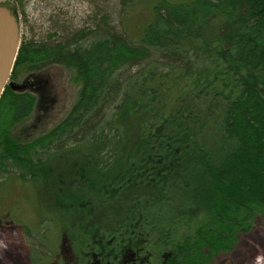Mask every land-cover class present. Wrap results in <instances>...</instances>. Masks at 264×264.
<instances>
[{"label":"trees","instance_id":"16d2710c","mask_svg":"<svg viewBox=\"0 0 264 264\" xmlns=\"http://www.w3.org/2000/svg\"><path fill=\"white\" fill-rule=\"evenodd\" d=\"M120 4L149 11L133 33L63 25L21 42L10 78L33 74L0 97V186H28L42 246L56 231L48 264H211L264 217V0ZM56 65L75 100L23 127L54 102Z\"/></svg>","mask_w":264,"mask_h":264},{"label":"rangeland","instance_id":"374dc122","mask_svg":"<svg viewBox=\"0 0 264 264\" xmlns=\"http://www.w3.org/2000/svg\"><path fill=\"white\" fill-rule=\"evenodd\" d=\"M120 3L121 0H9L8 5L19 20L21 45L24 40H41L58 32L63 25L73 31L106 22L122 32L133 33L135 24L145 19L149 11L142 6L124 7ZM43 72L49 79L48 95L54 102L47 112L33 111L23 127L41 130L51 127L65 116L76 98L79 81L74 78L71 67L56 65ZM15 73L14 78H10L14 84H21L33 74L24 67H19ZM37 114L41 116L39 119ZM31 195L28 186L24 188L17 183L7 188L0 186V264H41L43 259L42 264H48L53 260L52 256L45 257L44 254L48 247L54 249L57 246L56 231L50 230L46 235L47 242L42 241L46 248L28 231V223L31 224L29 227L37 223L40 208L37 203L30 202ZM33 249L41 255L32 252ZM37 256L38 259L33 261ZM55 256L53 262L59 264V253ZM211 264H264V217L256 218L251 229L240 234L233 247L219 253Z\"/></svg>","mask_w":264,"mask_h":264},{"label":"water","instance_id":"95a60500","mask_svg":"<svg viewBox=\"0 0 264 264\" xmlns=\"http://www.w3.org/2000/svg\"><path fill=\"white\" fill-rule=\"evenodd\" d=\"M8 2L0 0V97L7 85L13 89L22 87L10 81L20 47V24Z\"/></svg>","mask_w":264,"mask_h":264},{"label":"flooded vegetation","instance_id":"af4514ba","mask_svg":"<svg viewBox=\"0 0 264 264\" xmlns=\"http://www.w3.org/2000/svg\"><path fill=\"white\" fill-rule=\"evenodd\" d=\"M21 86H22V87H25V86L28 87V78H25V79L22 81ZM16 90H18V89H16Z\"/></svg>","mask_w":264,"mask_h":264}]
</instances>
